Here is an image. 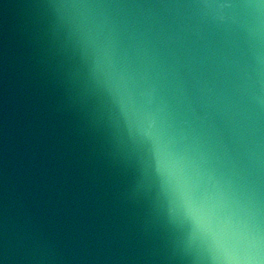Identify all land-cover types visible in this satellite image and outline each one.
Returning <instances> with one entry per match:
<instances>
[{
  "label": "water",
  "instance_id": "water-1",
  "mask_svg": "<svg viewBox=\"0 0 264 264\" xmlns=\"http://www.w3.org/2000/svg\"><path fill=\"white\" fill-rule=\"evenodd\" d=\"M0 264H264V0H0Z\"/></svg>",
  "mask_w": 264,
  "mask_h": 264
}]
</instances>
